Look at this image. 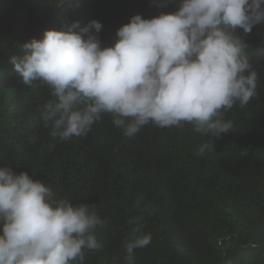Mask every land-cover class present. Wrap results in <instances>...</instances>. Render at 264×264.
I'll use <instances>...</instances> for the list:
<instances>
[{
    "label": "trees",
    "instance_id": "trees-1",
    "mask_svg": "<svg viewBox=\"0 0 264 264\" xmlns=\"http://www.w3.org/2000/svg\"><path fill=\"white\" fill-rule=\"evenodd\" d=\"M177 8L151 0H0V167L27 171L55 198L107 220L96 230L102 246L85 250L84 264H124V245L134 238L129 221L141 215L136 235L151 243L135 250V264H264V22L247 35L237 30L258 73V96L224 114L233 127L218 138L188 123H149L128 137L104 114L86 136L61 140L41 119L51 89L40 81L29 87L11 63L47 29L97 20L101 46H110L133 15ZM205 142L214 150L200 155Z\"/></svg>",
    "mask_w": 264,
    "mask_h": 264
},
{
    "label": "clouds",
    "instance_id": "clouds-1",
    "mask_svg": "<svg viewBox=\"0 0 264 264\" xmlns=\"http://www.w3.org/2000/svg\"><path fill=\"white\" fill-rule=\"evenodd\" d=\"M151 3L178 8L151 18L133 15L110 46H101L102 23L91 20L47 29L24 44L23 56L11 57L26 85L40 81L51 89L41 119L53 137L86 136L109 114L128 137L149 123H188L218 138L233 127L224 114L258 96V73L237 30L247 35L264 22V0ZM213 150L205 142L198 154ZM142 220L129 221L134 238L124 245V264H135V250L151 243L150 235H136ZM106 224L86 204L55 198L27 171L0 167V264H84L85 250L102 246L96 230Z\"/></svg>",
    "mask_w": 264,
    "mask_h": 264
}]
</instances>
